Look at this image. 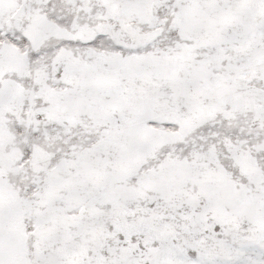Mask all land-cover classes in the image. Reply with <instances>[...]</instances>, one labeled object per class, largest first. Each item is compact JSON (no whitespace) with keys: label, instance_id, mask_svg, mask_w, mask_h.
<instances>
[{"label":"snow or ice","instance_id":"snow-or-ice-1","mask_svg":"<svg viewBox=\"0 0 264 264\" xmlns=\"http://www.w3.org/2000/svg\"><path fill=\"white\" fill-rule=\"evenodd\" d=\"M0 264H264V0H0Z\"/></svg>","mask_w":264,"mask_h":264}]
</instances>
